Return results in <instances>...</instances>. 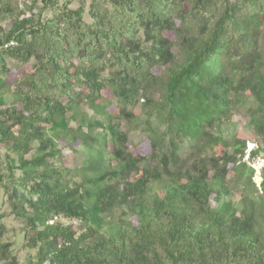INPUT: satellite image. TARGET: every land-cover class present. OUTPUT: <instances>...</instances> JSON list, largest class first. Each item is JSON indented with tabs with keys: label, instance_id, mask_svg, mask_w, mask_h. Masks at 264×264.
<instances>
[{
	"label": "trees",
	"instance_id": "16d2710c",
	"mask_svg": "<svg viewBox=\"0 0 264 264\" xmlns=\"http://www.w3.org/2000/svg\"><path fill=\"white\" fill-rule=\"evenodd\" d=\"M81 2L0 0V70L22 67L10 103L0 79V188L27 264H264V166L259 189L243 161L248 141L249 162L264 160V0ZM112 99L138 123L128 107L142 100L152 133L132 150ZM246 104L248 133L212 130ZM56 140L87 153L72 184ZM1 218L0 263L19 264Z\"/></svg>",
	"mask_w": 264,
	"mask_h": 264
},
{
	"label": "rangeland",
	"instance_id": "374dc122",
	"mask_svg": "<svg viewBox=\"0 0 264 264\" xmlns=\"http://www.w3.org/2000/svg\"><path fill=\"white\" fill-rule=\"evenodd\" d=\"M83 1L80 4L84 5L85 12L87 10V4L89 3V0H80ZM26 2H30V0H26ZM78 3H74L72 6L76 7ZM210 10H206V12H209ZM85 20L87 21V16L85 14L84 16ZM201 22V18H199V23ZM4 28H9V23L4 24ZM247 59V58H246ZM31 63V62H30ZM7 66L10 68L11 72H3L0 70V79L4 82V86L2 88L3 95L6 99L7 103H10L11 101V91L14 87L15 81L17 79V76L21 73V66L18 65V63L15 60H7ZM161 71L160 68L156 69V72L159 73ZM153 98L154 100H157V86L153 87ZM81 106L79 108V111L83 112L81 114H85L87 118H97L98 115H95L93 111L89 108V106L84 102H81ZM142 100L139 101V104H137L135 107H128L132 114L136 117H139L140 123H138V120L128 121L127 119H116V109L121 106L120 102L116 99H112L111 106L108 108H111L113 112L111 114H115L113 117V122L116 121L120 125V130L127 133L129 138V143L131 144V150L133 146H136L138 143L144 141L147 135L151 134L152 130L147 128L145 126L144 120L147 118V115L144 113L143 107H142ZM250 104H246L243 106H238L237 108H233L231 110V117L230 119L223 122V124L215 126L212 128L216 134H220L222 138L224 139H230L232 134L236 132H244L248 133L249 128L247 127V121H248V106ZM150 126L152 129H154L156 132L161 133L164 131L163 126H158L157 121L154 117L150 118ZM78 122L70 121L69 126L76 127ZM98 129H95L94 132H96ZM65 141H70L71 139L69 137L64 139ZM57 145L56 148L59 150V152L56 154L54 159L51 160V163L54 167L59 169L64 178L72 184V182H76L80 178V169L86 165L87 160V153L85 151V148L82 147V145H79L77 142L73 143L72 146L65 145L63 142H59V140H56ZM255 146V144L251 143L250 141L247 142V149L243 157V161H246L252 168H254V177L253 182L255 183V186L259 188L260 182L262 180L261 173H262V167L264 166V160L261 155L257 156L253 162H249V159L247 157L248 152ZM129 149V151H130ZM191 149V141L186 140L180 147L179 154L181 156L186 155ZM206 152L208 154H211V149L207 148ZM34 153V150L30 152V154ZM6 154L5 149L0 148V162L4 161V156ZM30 154H27L26 156H30ZM14 179L7 180V184L10 185V189L12 194L15 197V200L20 205L23 202L24 199V192L20 189V187L16 184L17 178L20 176L19 171L14 172ZM260 189V188H259ZM234 192V191H233ZM234 196H236L234 194ZM233 198V196H232ZM11 207L10 203L7 198V194L4 192L3 189L0 188V215L2 216L1 221L6 225L7 227V233L5 235V239L10 240L13 243V252L17 256L19 260V264H27L30 256L32 255V251H29L27 249H24V230H25V221L23 218L16 216L14 213H10ZM119 211L116 210L113 212L112 215H108V219H116L118 217ZM1 264V263H0Z\"/></svg>",
	"mask_w": 264,
	"mask_h": 264
},
{
	"label": "built area",
	"instance_id": "2783aa9c",
	"mask_svg": "<svg viewBox=\"0 0 264 264\" xmlns=\"http://www.w3.org/2000/svg\"><path fill=\"white\" fill-rule=\"evenodd\" d=\"M69 221L73 222V219H70ZM66 224H68V222H66Z\"/></svg>",
	"mask_w": 264,
	"mask_h": 264
}]
</instances>
